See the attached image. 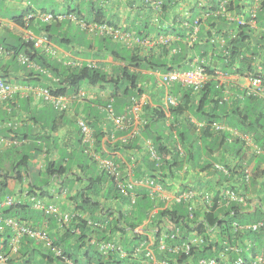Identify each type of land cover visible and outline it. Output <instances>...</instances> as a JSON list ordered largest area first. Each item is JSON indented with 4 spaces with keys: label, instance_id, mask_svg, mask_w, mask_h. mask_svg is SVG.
Segmentation results:
<instances>
[{
    "label": "crops",
    "instance_id": "obj_1",
    "mask_svg": "<svg viewBox=\"0 0 264 264\" xmlns=\"http://www.w3.org/2000/svg\"><path fill=\"white\" fill-rule=\"evenodd\" d=\"M41 1L45 3L0 0V78L11 88L8 98L0 102V166L6 171L22 155L28 156L29 165L28 172L22 173V181L12 179L4 193L0 192V214L8 197L14 202H27L21 190L31 184L42 186L45 193L38 198L53 203L58 213L42 221L48 233L46 240L24 236L18 242L21 251L26 248V252H35L33 260H22L17 250L10 255V264H43L40 258L51 249V239L61 236L77 217L97 224H88L90 230L94 227L96 236L89 252L99 250L101 242L112 241L124 253L133 237L128 225L138 222L133 218L130 196L136 198L141 191L165 205L183 203L188 214L196 212L206 237L189 230L183 232L186 237L182 234L185 238L173 249L167 250L165 245L159 248V241L154 240L153 209L136 228L144 230L149 240L139 243L129 256L120 255L128 257L125 264H196L188 256L181 260L173 257L183 254L182 242L199 248L209 241L216 242L219 264H233L239 256L249 259L263 252L264 224L256 232L234 228L236 223L245 225L264 217V14L258 13L259 0H240L244 6L240 12L227 11L222 0ZM83 3H88L86 11ZM217 3L218 8L213 10ZM30 10L63 17L51 23L37 17L26 20ZM68 13L86 22L118 27L128 37L116 40L90 32L70 20ZM27 36L35 39L31 43L42 60L35 57L27 63L20 62L18 55L23 54L25 46L14 54ZM116 52H126L125 57L133 55L142 61L135 66L116 57ZM143 58L152 60L153 66ZM198 63L211 72V84L223 89L218 98L214 97L217 103H205L201 109L199 93L177 82L160 81L168 68L183 70ZM82 64L111 75H120L123 70L134 74L136 87L124 94L126 84L114 92L105 83L82 84V96L63 95L67 107L59 111L41 93L48 91L54 96L51 90L60 79L54 68L62 71ZM256 73L263 75L258 92L250 83V76ZM135 90H141L136 102ZM108 103L115 116L123 117L120 123L109 117ZM211 113L222 129L211 128ZM79 119L85 120L93 132L90 153L84 151L80 139ZM227 142L234 143V149H226ZM160 147L179 157L170 171L160 168ZM77 152L88 163L79 161L74 156ZM104 158L114 160L122 178L130 172L128 178L136 181L129 195L118 189L121 200L104 198L111 184L102 173L100 160ZM55 164L63 169L57 172ZM95 179L101 184V192L87 194L95 202L90 214L76 208L80 200L76 196ZM29 204L30 209L41 212L33 202ZM207 214L233 219L230 239L227 234L218 238V229L204 221ZM12 236L10 228L0 230V245L8 239V251ZM175 237L180 238V234ZM81 243L74 235L67 239L65 247L78 260L85 259L88 249L86 243ZM163 254L169 259H159Z\"/></svg>",
    "mask_w": 264,
    "mask_h": 264
},
{
    "label": "trees",
    "instance_id": "obj_2",
    "mask_svg": "<svg viewBox=\"0 0 264 264\" xmlns=\"http://www.w3.org/2000/svg\"><path fill=\"white\" fill-rule=\"evenodd\" d=\"M222 1L225 2L224 4H225V8L227 9V11L237 10L236 12H240V8L244 7L243 4H240V0H222ZM217 8H218V3L215 5L213 10H216ZM258 10H259L258 13L261 14L263 12L264 14V0H259ZM48 37L51 39V36H48ZM22 43L23 44L15 48L14 54H17L22 49V47L25 46L23 50V54L27 55L29 60H33L35 57H39L42 60V56H40L36 52V49L33 47V44L31 43V41H27V42L22 41ZM121 52L119 53L116 52V57L122 60H127L129 63L134 64L135 66H138L140 64L139 62L142 61L141 59L133 55H130L127 58L125 57L126 52L125 53H121ZM233 54L234 52L232 49L230 52V58H233ZM135 59L137 60L136 62H134ZM143 61L147 62L148 66L149 65L153 66L152 60L148 61L147 58H143ZM47 65H49L50 67L52 66L51 64H47ZM54 69H55L56 74L60 75L59 77L60 79H58V82H57L58 85L56 86V88L51 90L54 95H71L72 94L74 97H81L78 95V93L80 91L82 84L96 85V84L105 83L111 87L113 92L117 91L120 88L121 84L122 85L126 84V86L122 88L124 94H126L127 92L129 93L132 88L136 87L135 85L136 76L124 70L121 71L120 75H117V73L115 75H111V74L104 72L102 69L84 65V64L80 65L79 67L68 68L62 71L58 70L57 68H54ZM168 69L172 70V68H168ZM174 69H178V68L175 67ZM206 72L209 75L211 73L208 70V68H206ZM210 80L211 79H208L206 84L199 91L196 92V93H199L200 95L199 109H201L205 103L206 104H208L209 102L217 103L214 97L218 98L223 92L222 88L220 89L215 88L214 85L211 84ZM212 89L214 90L213 92H212ZM140 92L141 90H137V91L135 90L136 95L133 96L135 102L138 101ZM210 96L212 97L210 98ZM214 117H215L214 113H211L210 115L211 119L209 120L210 124L211 122H214V120H212ZM261 126L264 127V124H261ZM80 139H81V136H80ZM157 153L161 161L160 168H165L166 170L170 171L171 167L177 164L176 162L179 157L174 154L170 155L166 148L164 147L157 148ZM27 161H28V156L22 155L19 157V159L15 160V162H13L10 165V168H8L6 171L4 170V168H2V166H0V192L2 191L4 193V188L7 186L8 182L12 179H15V180L17 179L19 181H22L23 179L22 173L26 174L29 169V165ZM55 165L56 167H54V169L57 172L63 169L62 165L60 164H55ZM52 166L53 164L51 163L48 167V171H50ZM103 172L104 174L106 173L105 175L106 180L111 181L109 189L104 196L105 199H107L108 196L112 200L123 199V197H121V195L119 194L120 192L118 191V189L122 190L127 195L131 193V189L128 188L126 185V181L128 179L127 175L124 178L122 177L120 178V179H125V180H122V183H120V179L117 180L115 179L114 176H111L106 171L102 170V173ZM95 180L96 181L92 180L87 186L79 190V196H76V198H80V200L79 201L77 200L76 202L77 203L76 208L79 210H88L90 214L93 213L91 211V208L95 202H93L92 199L87 196V194L90 192L94 195H98L101 192V184L97 182L98 179H95ZM25 189H27L29 194L34 195L35 199L30 200L27 196L25 197L26 199H28L27 202L25 203H22L20 201L14 202V204L10 206H6L5 209H3L1 213L2 215L14 217L26 224H30L36 227H43L42 225L43 219L49 220V218H51L50 217L51 214L58 213V212L56 211V212L45 213L44 211H41L39 213L37 211L30 209L31 204L29 203L30 202L34 203L36 199L43 198L42 195L45 192L42 190V186H37V184H31V185H26L25 188L23 187V189L21 190L22 196H23V192ZM36 190L39 193H37ZM130 198L131 199L129 200V203L132 202L131 207L133 208V211H134L133 218L138 219V222H136L133 225H128L129 229L132 231L133 237H132L131 242L128 243L129 246L124 247L125 248L124 253H126L127 256H129L131 253L134 252V249L139 245V243L147 242L149 240L148 235L147 233H144L145 232L144 230H142V232H139L136 228L139 226V224L142 221L146 219V216H148V214L153 209H156V212L151 216L152 224L156 228L155 229L156 233L154 234V240L155 242L157 241H159V243L162 242L166 246L167 250L168 248L174 247L175 246L174 244H178L179 240H181L182 238L184 239L186 237V235L183 234V232L185 231H189V230L197 231L198 234H200L202 238L205 239L206 233L204 234L201 233L202 225L201 223H199L197 213L193 212V216L189 217L186 206L183 203H173L171 205H165L164 203L155 201L154 199L150 198L145 191L143 192L141 191L139 196L136 198L131 197V196ZM41 202L44 203L45 205L53 204V203H46L42 200ZM2 215L0 214L1 217H3ZM204 221L207 224V226L216 227L218 229V234H219L218 238H221L227 234L229 236L228 238L230 239V231L232 228L231 224L233 222V219L231 217L226 218V219L225 218L220 219V217L216 216L215 214H207L204 217ZM258 222L263 223L264 217L261 221H258ZM88 224L89 223H86L85 220L81 219L80 217H77V219L73 221V223L68 228H66L65 232L61 236H54V239H51V244H50L51 249L45 251V254L42 257V259L40 258L41 260L40 262H42L43 264H125L126 262H128L127 256L123 258L120 257V255H123L124 253L123 254L113 253L114 251H116L115 248H118V247H117V244L113 243L112 241L109 242V243H112L113 245L115 244L112 249H109L107 251H104V250L95 251L93 249H90L91 252H89V248H91L92 245L95 244V243H89V239L93 238L96 242V236L94 235V232H95V229H93L94 227H92L93 230L92 229L90 230L88 227L89 226ZM87 229H89L90 232H88ZM245 232H248V231H245ZM46 233H47V230H46ZM172 234L173 235L175 234V236L176 234L178 235L180 234V238L176 239L175 236L173 238L169 237V235L171 236ZM74 235H77L78 239L82 241L81 244L86 243L88 245V249L84 254L85 255L84 260H78L75 254L73 255L67 252L65 249L67 239L69 237H73ZM47 237H48V233H47ZM7 240L8 239L4 240L3 243L0 245V252H4V253L8 252ZM37 241H42V240H37ZM101 243H104V242H101ZM216 245H217L216 242L210 243L209 241L208 245H203L201 248L192 246L190 253L186 254L185 256H184V253L183 254L181 253L180 255L176 254L173 257L174 258L176 257V259L181 260V259H186L188 256L191 262H196V264L199 258L214 257L217 261V264H219V257H218L219 248H217ZM130 246H131V249H128ZM53 248H57V249L53 250ZM25 249L26 248H24V250L21 251L19 248L18 253L20 255V258L22 260H26V262L28 263L33 260V257H35L36 254H34L35 252L33 250H31V252H28V251L26 252ZM58 251H59V254L56 253ZM164 255L165 254L159 255L158 256L159 259L162 257L163 259H165L167 256L165 257ZM167 259H169V257H167Z\"/></svg>",
    "mask_w": 264,
    "mask_h": 264
},
{
    "label": "built area",
    "instance_id": "obj_3",
    "mask_svg": "<svg viewBox=\"0 0 264 264\" xmlns=\"http://www.w3.org/2000/svg\"><path fill=\"white\" fill-rule=\"evenodd\" d=\"M70 20H73L81 25L82 28L90 31V32H98L101 35H108L113 39H123L124 37H128L127 34L123 33L118 27H115L113 25H109L107 23H99V22H85L82 19L77 18V16L73 13H69L66 15ZM34 17L39 18L41 21L45 23H50L54 20H60L63 16L62 14H53L50 12H45L41 10H30L26 13L25 19L30 20ZM195 23H197V20H195ZM45 39L46 37L44 35L40 36ZM38 39V38H36ZM33 41L35 40L31 36H27L24 38V41ZM146 41V39H144ZM18 58L20 62L27 63L29 62V58L25 54L18 55ZM209 74L206 72V67L202 64H195L192 67L188 69H172L168 70L161 74L160 81L163 84H169L171 82H177L183 87L190 88L192 91H199L208 81ZM263 82V75L260 73H256L250 76V83L252 86V90L258 92L260 87L262 86ZM10 86L8 83H6L5 80L0 78V102L6 100L10 94ZM82 92L79 91L78 95L82 96ZM41 95L44 97L45 100H51L55 106L56 109L59 111H63L67 107L66 100L64 99L63 95H51L48 91H43ZM168 101L171 103H175L173 98L169 97ZM108 109V115L109 117L116 123H120L123 119L122 116H115L111 110V104H107ZM78 125L80 129V136H81V142L84 144V151L86 153L91 152V146L93 144L94 138H93V132L89 126V124L82 119L78 120ZM211 128L213 130H220L222 129V124L217 122L211 123ZM100 165L104 171H106L109 175L114 176L115 179L119 180L121 178V172L118 170L117 165L115 164L114 160L112 158H104L100 160ZM127 176L130 175L129 173H126ZM121 180V179H120ZM122 183V181H120ZM136 181L130 180V178L127 179L126 185L128 188L132 189L135 185ZM233 195V194H232ZM30 200H34L35 196L29 194L27 189L23 192V197H27ZM19 202V201H17ZM4 205L10 206L14 204V200L10 197L6 198L3 202ZM34 207L39 209L40 211H44L45 213L50 212H56L57 209L54 204H48L45 205L41 202L40 199H36L33 203ZM193 216V212L190 211L189 217ZM66 218V217H65ZM62 221V219H60ZM89 225L96 226V223H89ZM263 226L262 222H254L249 223L245 225H240L238 223L234 224V228L236 230L240 231H248V232H256ZM5 228H10L13 231V236L10 241L9 245V252L4 253L0 252V264H10L9 258L10 253L16 252L18 249V242L20 239L24 236L36 239V240H46L47 239V233L46 230L43 227H36L32 226L30 224H26L14 217H1L0 216V230H4ZM175 234L169 235V237L173 238ZM95 240L93 238L89 239V243H94ZM114 245L109 242H104L99 244V250L107 251L109 249H112ZM160 248H164V244L160 242ZM181 248L184 254H189L192 248V243L190 242H182ZM173 249V247H171ZM118 252H121L120 248H116ZM59 254V251L56 252ZM120 254H123L121 252ZM166 261H160L155 262L154 264H166ZM197 264H217V261L214 257H202L197 260ZM233 264H264V251L253 254L249 259H245L242 256L237 257L234 260Z\"/></svg>",
    "mask_w": 264,
    "mask_h": 264
},
{
    "label": "rangeland",
    "instance_id": "obj_4",
    "mask_svg": "<svg viewBox=\"0 0 264 264\" xmlns=\"http://www.w3.org/2000/svg\"><path fill=\"white\" fill-rule=\"evenodd\" d=\"M40 2H43V1H41V0H39V2H36V3H40ZM43 3H45V2H43ZM83 5H84V8H85V11L87 10V6H88V3H83ZM55 10H57L58 9V6L57 7H55L54 8ZM122 85V84H121ZM117 102V101H116ZM235 144L234 143H231V142H227L226 143V149H229V150H231V149H234L233 148V146H234ZM23 149H25V148H23ZM75 157H77V159H80L79 161H81V160H84L85 162H87L88 163V159H84L83 157H82V155L79 153V152H77V153H75V155H74ZM38 183H41V182H38ZM2 239L0 238V241H1Z\"/></svg>",
    "mask_w": 264,
    "mask_h": 264
},
{
    "label": "clouds",
    "instance_id": "obj_5",
    "mask_svg": "<svg viewBox=\"0 0 264 264\" xmlns=\"http://www.w3.org/2000/svg\"><path fill=\"white\" fill-rule=\"evenodd\" d=\"M42 11V10H41ZM69 14V13H68ZM74 14V13H73ZM53 22V21H52ZM86 22V21H85ZM93 22H95V21H93ZM51 23V22H50ZM214 122H216V121H214ZM212 123V122H211ZM218 123V122H217ZM210 126H211V124H210ZM218 131V130H217ZM121 172V171H120ZM258 222V221H257ZM19 249V248H18ZM17 249V250H18ZM9 250H10V248H9ZM9 252V251H8ZM14 253V252H13ZM12 253H10V255H11ZM9 263H10V258H9Z\"/></svg>",
    "mask_w": 264,
    "mask_h": 264
}]
</instances>
